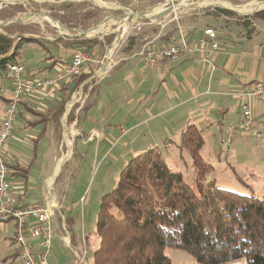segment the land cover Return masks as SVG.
Listing matches in <instances>:
<instances>
[{
    "label": "crops",
    "instance_id": "crops-1",
    "mask_svg": "<svg viewBox=\"0 0 264 264\" xmlns=\"http://www.w3.org/2000/svg\"><path fill=\"white\" fill-rule=\"evenodd\" d=\"M199 16L204 17L203 26L197 24L196 18ZM206 16L208 15H188L178 23L170 21V24L165 23L164 26L156 28L151 27V23L142 25L138 31L141 40L142 35H145L144 43L138 44L139 46L130 45L124 49V42L112 54L114 65L105 71L100 81H93L90 80V75L100 67L102 57L112 45L111 42L99 41V46L90 49L93 56L89 54L90 61L83 67L84 80L78 86L86 96L85 101L80 108L76 106L68 110L65 124L63 115L70 98L56 115L57 105L63 96L59 89L63 85L28 96L20 104L14 122L13 137L4 146L3 154L11 164L17 163L26 173L23 177L13 176L9 179L11 195L23 204L41 202L48 194L57 201L62 210L65 230L61 228L62 220L55 216L52 245L56 251L60 245H64L69 251L68 244L76 249L79 241H82V236L80 240L75 238L72 221L69 219L70 208L64 203L62 190L58 192L54 185L55 178L61 172V158L53 156L52 169L42 178L40 168L36 174L29 172L36 163L40 166L44 160V155L39 156L36 153L37 146L44 145L42 142L46 135L55 137L58 150L65 126L69 133L77 131L79 135L73 138H79L82 144L97 147L93 155L98 165L109 153L107 150L101 158V145L113 149L118 147L122 153L115 160L122 157L124 166L131 159L132 156H128L134 147L141 148L134 156L146 149H154L161 154L168 169L177 174L183 172L182 153L187 151L180 146L188 127H193L199 133L206 129L212 139L216 137L214 131L219 130L220 134L224 131L220 144L227 159H237L247 145H262L264 104L254 98H248L246 102L252 117L262 122L252 124L246 132L238 131L236 127L242 120L240 106L243 101L239 100L238 96L253 89L258 81L264 85V25L256 23L254 32L249 33L235 19L213 15V19L206 20ZM205 28L216 32L219 44V50L206 59L199 53L183 54L175 61L159 62L150 67L139 56L145 44L150 43L151 48L158 49L168 43L172 36L182 35L186 43H195ZM46 42L55 47L56 53L44 57L47 63L42 68L38 69L34 64L28 69L27 65L19 61L26 69L27 78L53 77L75 50L74 47H66L62 42H56V39H46ZM35 43L43 46L41 42ZM40 72H43V75ZM0 90L1 125L7 103L12 96L11 83L4 75L0 77ZM91 133H95L96 137L89 141ZM128 147L131 148L127 152ZM204 150L206 160L210 161L206 164L211 166L213 171L217 168L221 151L219 154L214 152L215 149L208 151L205 138H202L199 153L203 154ZM27 153L31 157H28ZM188 155L191 159L190 154ZM200 158L204 161L202 156ZM4 221H10L14 233L13 221ZM7 225L9 224L1 225L0 230L4 231L3 226ZM11 239L13 240V235ZM88 239L85 243L91 254L97 247V240L94 236ZM15 248L16 251L12 255L18 260V249L16 246ZM52 255L49 257L52 264H73L70 252L66 260Z\"/></svg>",
    "mask_w": 264,
    "mask_h": 264
},
{
    "label": "trees",
    "instance_id": "trees-1",
    "mask_svg": "<svg viewBox=\"0 0 264 264\" xmlns=\"http://www.w3.org/2000/svg\"><path fill=\"white\" fill-rule=\"evenodd\" d=\"M206 15L234 16L224 10ZM52 17L65 24L63 19ZM235 20L251 33L256 23L264 25V11ZM140 40V35L128 37L124 49L141 45ZM29 42L41 41L21 37L14 40L0 34V77L8 65L19 64L21 48ZM56 42L88 55L100 44L98 40L83 39L58 38ZM84 77L83 73L70 77L61 85L59 92L63 96L56 115ZM198 134L188 127L180 146L189 151L197 171L195 188L184 181L181 173L171 172L154 149L126 163L116 186L101 198L92 264H171L164 253L166 248L190 253L197 264H225L240 259L247 264H264V198L216 186L213 181L204 184L210 168L199 156L202 139ZM8 168L9 179L26 173L17 163L10 162Z\"/></svg>",
    "mask_w": 264,
    "mask_h": 264
},
{
    "label": "rangeland",
    "instance_id": "rangeland-1",
    "mask_svg": "<svg viewBox=\"0 0 264 264\" xmlns=\"http://www.w3.org/2000/svg\"><path fill=\"white\" fill-rule=\"evenodd\" d=\"M6 1L0 0V34L7 35L14 40L20 37L39 39L43 44L41 46L35 42H29L21 48L20 60L22 64L28 66V69L29 66L34 64H36L35 67L38 69L42 68L47 63L44 57L50 56L51 53H56L55 47L50 46L46 42V39L54 40L62 38L59 31L53 25L38 21L43 16L36 15L27 17L30 14L42 13L49 16L55 15L63 19L65 22V24H62L65 26L64 29L75 30L68 32L66 36L78 35L77 30L86 32L89 29L100 27V33L95 35L88 34V38H85V40H98L106 43L111 42L112 44L122 37L120 43L122 45L131 35L138 37L140 35L138 29L144 24L149 25L151 23V27L156 28L157 26H164L165 23H178L188 15L196 17L210 13L215 14L218 10L231 12L234 16L228 17L229 19H244L245 17L264 11V0H185L181 2V5L175 4L177 0H100V2L97 0H65L64 2L57 0H11L7 5H3ZM62 7H66V9ZM175 7L176 9H174ZM158 8L163 10L172 8V12L152 22L130 17L134 12H149V16H153L161 13L158 12ZM95 12H99V14L97 15ZM128 12L132 13L127 15L126 13ZM87 14L90 17L85 19L83 16ZM209 18L213 19L212 15L205 17L206 20ZM12 20L18 22H11ZM196 20L199 26H203L204 17L199 16ZM144 37L145 35L143 34L142 40H140L142 44L146 40ZM42 73L40 72V74ZM200 132H198V135L205 138L208 151L215 149L214 152L217 154L221 151L219 160H216L218 163L217 168L213 171L211 166L206 164L210 162L206 160V151L204 150L203 154L199 153V156L204 158V161L201 158L202 162L210 168L208 170L209 173L206 174V180L203 183L207 184L213 181L216 186L245 194L252 193L256 197L264 198V141L258 147L252 144L245 146L237 159L235 157L227 159L226 152L220 144V140L224 136V131L221 134L219 130L214 131L216 134L214 139L211 138L209 135L210 132L206 129ZM54 138L48 135L43 137L42 145H44L41 147L37 146L38 150L36 154L39 156L44 155V160L40 166L36 163L31 170L29 169V172L30 174H36L40 168L42 170L40 177L42 178L48 170L52 169L53 156L56 158L59 157V159L61 158V175L59 174L55 178L54 185L58 189V192L62 190L61 196L64 197V203L70 208L69 219L72 221V231L75 238L80 240L82 235L92 238L94 236L95 220L101 198L116 186L120 171L124 167L125 161H122V157L115 160L122 151L118 147L113 149L108 148L106 145H101V158L107 150H109V153L98 165L94 160L93 152L97 148L94 145L82 144L79 138L72 137L70 151L66 150V147L64 151L62 143L61 149L59 148L57 150ZM130 148L128 147L126 151L128 152ZM136 148H138L137 151H135ZM140 149V147H134L133 152L128 157H134L135 152H138ZM63 151L65 158H62L61 155ZM183 152L182 159L184 163L181 174L184 181L195 188L197 171L193 165V160L189 158V151ZM27 156L29 157L30 154L27 153ZM103 163L104 165L101 166ZM80 198L83 199L82 202ZM9 222L0 221V226L9 224L3 226L4 231L0 230V264H20L13 257L16 248L11 239L13 227ZM76 250H83V242L81 240ZM164 253L170 259L171 264H197L194 257L188 252L166 248ZM52 254L57 258L62 257L66 260L69 251L64 245H60L56 251L52 245L49 257L53 256ZM92 257L93 251H91V254L88 251L89 264H92ZM225 264L247 263L245 259H240Z\"/></svg>",
    "mask_w": 264,
    "mask_h": 264
},
{
    "label": "built area",
    "instance_id": "built-area-1",
    "mask_svg": "<svg viewBox=\"0 0 264 264\" xmlns=\"http://www.w3.org/2000/svg\"><path fill=\"white\" fill-rule=\"evenodd\" d=\"M64 2L65 0H57ZM122 37L113 42L111 47L102 57L100 67L90 75V80L100 81L105 71L111 68L113 63V52L120 46ZM52 40V39H50ZM219 50L217 34L213 29L205 28L201 37L195 43H186L184 37H170L168 43L158 49L150 47V43L145 44L141 49L139 56L144 62L153 67L159 62L175 61L183 54L199 53L205 56V59ZM90 61L89 55L81 50H75L70 59L63 62V67L59 68L54 77L44 79L27 78L25 68L20 64H10L7 66L4 78L11 83L12 96L7 103L4 119L0 129V221L11 220L14 223L13 243L17 247V259L20 264H52L49 262L51 246L53 241V218L59 216L62 220L61 228L65 230L63 216L60 205L48 194L43 201L23 204L11 195V183L9 182L10 160L4 156L3 148L13 137L14 122L19 112V106L23 100L36 93L59 88L70 77H77L83 73L84 65ZM1 91V90H0ZM239 100H242L240 106L242 120L237 125V130L246 132L254 123L260 124L262 120L252 117L246 100L254 98L259 103L264 104V85L262 82H256L253 89L241 93ZM86 96L81 87H78L64 110V124L68 115V110L83 105ZM78 132L69 133L65 126L61 143L65 151H70L71 138L78 136ZM96 137L91 133L89 141ZM60 143V149H61ZM66 147V148H65ZM62 158L65 157V154ZM82 202L83 199L81 198ZM83 250L78 251L67 245L72 256L73 264H89L88 248L85 243V237L82 235Z\"/></svg>",
    "mask_w": 264,
    "mask_h": 264
},
{
    "label": "water",
    "instance_id": "water-1",
    "mask_svg": "<svg viewBox=\"0 0 264 264\" xmlns=\"http://www.w3.org/2000/svg\"><path fill=\"white\" fill-rule=\"evenodd\" d=\"M183 0H177L175 2L176 5H179ZM171 9V8H169ZM168 9L167 11V14L168 15L169 13L172 12V10L170 11ZM34 15H39V16H43V17H46L48 18L50 21H52L53 23H56L58 26L62 27V28H65L64 25H62V23H60L57 19L53 18L52 16H49V15H45V14H42V13H36V14H30L28 15L27 17H30V16H34ZM165 15V16H166ZM134 17L136 19H139V20H142V21H149V22H152V21H155V20H158L160 18H162L163 16H160V17H152V16H148L146 17V15H144L142 12L140 13H137V12H134ZM11 22H18V21H15V20H12ZM4 25H6V23H4ZM3 25V26H4ZM96 29H98V27H95V28H92V29H89L87 30L86 32L84 31H78V35H71V36H66V35H61L62 38L64 39H85V38H88V34H90L91 32L95 31ZM67 31L71 32V31H75L74 29H67Z\"/></svg>",
    "mask_w": 264,
    "mask_h": 264
},
{
    "label": "bare ground",
    "instance_id": "bare-ground-1",
    "mask_svg": "<svg viewBox=\"0 0 264 264\" xmlns=\"http://www.w3.org/2000/svg\"><path fill=\"white\" fill-rule=\"evenodd\" d=\"M9 1H11V0H7L3 5H7L8 4V2ZM97 1H99L100 2V0H97ZM183 1H185V0H183ZM179 5H181V3L179 4ZM173 8V7H172ZM172 8L171 9H169L170 11L172 10ZM174 9H176V7L174 8ZM113 11V10H112ZM167 11H168V9H166V10H163V9H160V8H158V12H161V13H158V14H155V15H153L152 17H160V16H165L166 14H167ZM132 13V12H131ZM131 13H126L127 15H129V14H131ZM144 15H146V17H148L149 16V12H147V13H143ZM152 14V13H151ZM34 16H36V15H34ZM130 17H132V18H135L134 17V13L130 16ZM16 21V20H15ZM38 21H43V22H47V23H50L51 25H53V27L55 28V29H57V31H59V33L61 34V35H67V33L69 32V31H67V29H64V28H62V27H60V26H58L56 23H53V22H51L48 18H46V17H41ZM100 27L98 28V29H96L95 31H93V32H91L89 35H95V34H98V33H100ZM65 158V157H64Z\"/></svg>",
    "mask_w": 264,
    "mask_h": 264
}]
</instances>
